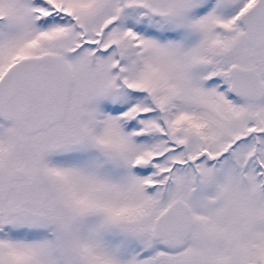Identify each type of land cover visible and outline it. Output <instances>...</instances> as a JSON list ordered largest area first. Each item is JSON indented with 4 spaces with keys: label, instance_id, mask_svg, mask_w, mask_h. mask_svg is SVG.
Wrapping results in <instances>:
<instances>
[{
    "label": "snow or ice",
    "instance_id": "obj_1",
    "mask_svg": "<svg viewBox=\"0 0 264 264\" xmlns=\"http://www.w3.org/2000/svg\"><path fill=\"white\" fill-rule=\"evenodd\" d=\"M0 264H264V0H0Z\"/></svg>",
    "mask_w": 264,
    "mask_h": 264
}]
</instances>
